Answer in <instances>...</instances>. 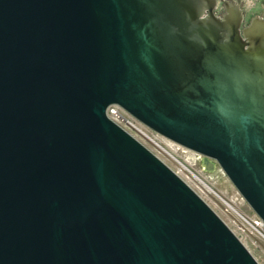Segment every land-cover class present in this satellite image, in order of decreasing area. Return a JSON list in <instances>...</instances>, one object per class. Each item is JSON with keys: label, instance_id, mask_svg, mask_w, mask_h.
Masks as SVG:
<instances>
[{"label": "water", "instance_id": "water-1", "mask_svg": "<svg viewBox=\"0 0 264 264\" xmlns=\"http://www.w3.org/2000/svg\"><path fill=\"white\" fill-rule=\"evenodd\" d=\"M242 19L205 0H0V264H260L108 116L215 161L264 221V18Z\"/></svg>", "mask_w": 264, "mask_h": 264}, {"label": "rangeland", "instance_id": "rangeland-1", "mask_svg": "<svg viewBox=\"0 0 264 264\" xmlns=\"http://www.w3.org/2000/svg\"><path fill=\"white\" fill-rule=\"evenodd\" d=\"M263 2L264 0H258ZM133 133L163 160L221 217L260 264H264V227L259 216L213 160L196 154L151 131ZM213 169H207V163Z\"/></svg>", "mask_w": 264, "mask_h": 264}, {"label": "flooded vegetation", "instance_id": "flooded-vegetation-1", "mask_svg": "<svg viewBox=\"0 0 264 264\" xmlns=\"http://www.w3.org/2000/svg\"><path fill=\"white\" fill-rule=\"evenodd\" d=\"M218 18H223L228 9L235 8L242 16L241 30L247 28L254 18H264V1L258 0H205ZM208 11V10H207Z\"/></svg>", "mask_w": 264, "mask_h": 264}, {"label": "built area", "instance_id": "built-area-1", "mask_svg": "<svg viewBox=\"0 0 264 264\" xmlns=\"http://www.w3.org/2000/svg\"><path fill=\"white\" fill-rule=\"evenodd\" d=\"M108 116L111 120H113L118 125H120L124 129H126L132 135H134L133 133H144L142 131L143 129L153 132L152 130L145 127L143 124H141L139 121H137L135 118L130 116L126 111H124L118 105H113L109 108ZM153 133H155V132H153ZM259 220L261 223L259 224V221H256L255 224H257L259 227L263 228L264 227V221L261 218Z\"/></svg>", "mask_w": 264, "mask_h": 264}]
</instances>
